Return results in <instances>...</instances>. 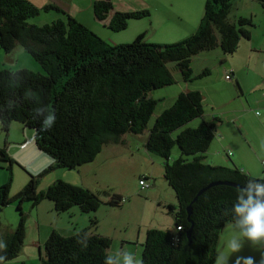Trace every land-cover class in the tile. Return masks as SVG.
<instances>
[{
    "label": "trees",
    "instance_id": "1",
    "mask_svg": "<svg viewBox=\"0 0 264 264\" xmlns=\"http://www.w3.org/2000/svg\"><path fill=\"white\" fill-rule=\"evenodd\" d=\"M234 1L205 0L197 29L179 42L149 44L140 35L130 44L116 45L105 42L67 14L63 20L42 26L29 23L41 10L61 12L55 7L39 9L27 0H0V48L9 54L21 46L43 71L0 69L1 130L7 135L12 123L32 129L36 147L54 160L53 168L74 170L93 162L104 146L122 144L124 135H139L147 129L161 101L152 99L149 93L175 83L167 63H174L182 80L191 82L195 78L191 71L193 56L215 48L231 56L240 40L250 39L254 26L251 18L239 17L234 23L228 20ZM255 1L264 12V0ZM112 11L111 0L93 2L94 16L102 23ZM147 16V10L115 11L106 25L111 31L120 32L129 21ZM208 74V70L201 73ZM37 107L55 113L51 129L44 130L46 113H35L33 109ZM203 113L200 92H181L148 131L145 149L162 159L163 177L174 191L177 206H167L174 230H147L142 245L143 264H215L220 232L227 223H233L231 207L236 203L238 190L249 180L264 183V178H253L237 168L203 162L202 154L215 135L214 125L202 122L195 128L185 127ZM174 146L180 156L171 160ZM0 155L9 164V177L0 186V212L12 201L20 210L24 201L36 206L49 200L57 213L77 206L82 213L91 214L100 207L101 200L95 193L61 180L38 191L33 176L10 197L12 160L3 149ZM216 182L239 188L214 185L193 202L201 189ZM123 202L120 195L112 194L107 203L116 207ZM189 205L190 222L186 213ZM97 223L91 218L87 228L70 236L52 231L45 241L40 264H104L111 240L93 233ZM24 232L22 217L11 233L0 234V245L5 248L0 250L3 264L20 253ZM112 261L117 264L113 257Z\"/></svg>",
    "mask_w": 264,
    "mask_h": 264
},
{
    "label": "rangeland",
    "instance_id": "2",
    "mask_svg": "<svg viewBox=\"0 0 264 264\" xmlns=\"http://www.w3.org/2000/svg\"><path fill=\"white\" fill-rule=\"evenodd\" d=\"M121 1L122 6L129 9L134 8L136 2L143 1V6L146 7L137 8L132 11L148 9L149 16L135 20L133 22L135 23V26H130L129 24V27H126L123 31L114 33L113 36H122V39L127 40L118 44H130L140 35H143L144 42L157 44L158 42H153L159 39L162 40V32H156L155 34L149 24L150 19L154 21L153 26L155 27V25L159 23L157 17L163 14L162 11L157 9L161 7V3H163L164 6H168L171 3L177 5L178 2V0ZM182 1L188 5V9L185 13H189L200 20L203 14L205 0ZM237 3L238 6H236L234 10H231L229 20H233L232 17L241 14L248 17L250 12H252L249 4H245L242 0ZM261 9L262 8H260V10ZM117 12L130 11L126 10ZM251 19L254 25L252 28L255 27L254 30H259V21H257L256 15H253ZM198 23L199 21L186 26H194L197 28ZM182 27L185 26L182 25ZM157 29L163 31V26L161 25V27H157ZM98 34L102 33L98 32ZM191 34L192 33L187 36H190ZM101 38H104V35ZM181 40L183 39H180V41ZM105 42L109 44L117 43L116 41L113 43L109 39ZM13 51L12 54H6L0 48V69L19 70L25 68L34 72L38 70L40 73H43L39 65L34 62L21 46L17 45ZM245 58L244 53L242 54L239 49L230 56L224 55L220 48L201 52L191 58V70L193 76L198 75L205 68L210 74L201 80L195 79L190 84V88L205 93L206 99L205 101L203 100L204 113L201 116L202 118L199 117L192 120L185 127L195 128L202 122V120H204L207 123L214 122L216 129L217 121L213 120V117H221L222 125L220 126V131L227 137L225 143L227 145L231 143L230 136L238 138L243 143L244 140L238 129L236 130V126L232 124L231 120L233 116H230L231 113L227 111L232 105H235V101H238L235 100L237 98L236 83H231L230 81L227 82L224 76L230 68L235 71L237 70L240 78H246V71H249L250 74L254 76L256 74L261 76L264 71H260L253 66V63L247 65V58ZM166 66L174 78L175 83L161 89L152 90L149 93V97L155 100L160 99L161 101L157 104L153 115L148 121L147 129L139 135H124L126 142L123 145L109 144L104 146L94 163L81 166L78 169L69 170L66 168H53L55 165L54 160L47 154L39 151L36 147L34 131L32 129L25 128L19 123H12L6 135L0 128V150H5L7 156L12 160L10 166L12 176L10 197L22 190L28 183L30 177L33 176L37 180L38 191H43L56 180H61L73 186L87 188L95 193L101 200V205L98 210L91 214L82 213L77 206L70 208L66 212L57 213L54 211L53 203L49 200H43L36 206H32L31 201H24L20 210H17V202L15 201L7 204L0 212V234L6 235L11 233L22 217L25 232L20 253L16 258L7 261L4 264H19L21 262L24 264H40V258H44L45 241L52 231H56L63 236H70L74 232L88 227V220L95 217L98 220L97 234L105 236L111 240L112 245L109 250V255L117 258V264H123L119 242L124 240L120 238L125 237L127 240L135 242L138 225H142L143 223L157 225L159 220L163 223L167 221H169V223L171 222V215L168 214L167 206H172L170 204L176 205L174 191L163 177L162 159L149 154L145 149V140L155 118L165 109L169 108L173 104L176 96L188 86L182 80L174 63H167ZM248 67L249 69H247ZM253 67L257 70L255 71V74ZM243 103L245 104L244 100ZM262 110L264 109H257L255 113L259 112L260 114ZM243 117L248 120L245 116ZM238 124L243 130L248 128L247 124L244 122H238ZM178 132L179 130L174 132L173 137H175ZM214 145L215 144L211 146L207 153L208 162L209 160H213L212 153L218 156L216 145L215 150L213 149ZM262 147L264 151V142ZM245 149L247 152L250 150L249 146L247 148L245 147ZM226 150L225 152L230 153L229 160H233L240 156V151L235 152L233 148L228 147ZM219 152L222 155L224 154L222 151ZM179 156V149L174 146L171 151L170 159L175 160ZM202 156H204V154H202ZM183 157L187 158V156ZM8 165L7 162L1 159L0 155V186L9 177ZM257 166L261 169L260 164H257ZM238 168L241 169V167ZM151 174H153V176ZM140 177L145 178V182L148 186H152V188H141L138 184V179ZM112 194L120 195L124 199V202L116 207L110 206L107 202L109 196ZM160 202L166 203L163 207H160ZM232 224L233 223H227L220 232V237L216 244L218 257L223 255L227 260H233V263L231 264H235L238 257L242 258L251 256L254 258L255 264H258L257 261H261L262 258L255 256L257 254L253 250L243 249V253L237 255L240 250L238 252H231L228 249V241L234 236ZM242 241L250 242L246 239H242L240 242L242 243ZM141 244L143 245V243ZM139 248H141V251L138 253L135 252V250L138 251ZM139 248H130L129 251L130 253L134 252L136 258L141 260L142 246ZM215 264H217V260ZM226 264L229 263L226 262ZM241 264H243V261H241Z\"/></svg>",
    "mask_w": 264,
    "mask_h": 264
},
{
    "label": "crops",
    "instance_id": "3",
    "mask_svg": "<svg viewBox=\"0 0 264 264\" xmlns=\"http://www.w3.org/2000/svg\"><path fill=\"white\" fill-rule=\"evenodd\" d=\"M27 1L39 9H42L45 6H52V7L57 8L59 11L63 12V13H61V12H58V11L52 10V9L51 10H41L40 14L38 16H36L35 18H33L29 21V23H31V24L42 26L44 24L51 23L55 20H63L64 15L67 14V15L73 17L74 19H76L78 22H80L86 28H88L89 30L94 32L96 35H99L100 38L103 37V35H104V38H101L104 41H107V39H109L113 43H115V41H116L117 43H115V44L122 43L123 41H127V40L122 39L123 38L122 36H118V35L113 36V34L117 33V32H113L107 28L106 24L108 23V20H109L110 16L112 15V13L115 11L117 12V11H126V10H129L131 12L134 9L146 7V6H143V3H142L143 1L142 2H136V6L134 8L129 9V8H125V6H122L121 0H111L112 5H113V11L110 13V15L106 19L105 23H102L95 18L94 13H93V2L95 0H27ZM242 1H244L245 4L246 3L249 4L250 9L252 11L248 15V17L252 18L253 15H256L257 21H259L258 22L259 30H254L255 27L252 28L250 30V39L249 40H244V39L240 40L238 49L241 51L242 54L244 53L245 57L247 58V65H249L250 63H253V66L258 68L260 71H264V12L262 9H261L262 11L260 10L261 6L257 1H255V0H242ZM237 2H240V0L234 1V4L232 6L233 10L236 8V6H238ZM161 4H162L161 7L157 8L158 10L162 11V13H163L162 15H159L157 17L159 23L157 25H155V27H154L153 26L154 21L150 19L149 24H150L151 28L153 29V31L155 32V34H156V32H162L161 33V39L162 40L159 39V40L154 41L153 43H156V42H158L157 44L175 43V42L180 41V39H184V37L186 38V36L189 35L190 33L193 34L195 32V30L197 29L196 27H194V26L190 27V26H186V25H192L195 22L200 21V20H199V18L190 15L189 13H185L188 9L187 3L183 2L182 0H178L177 5H174L171 3L168 6H164L163 3H161ZM144 10H148V9H144ZM136 11H141V10H136ZM230 14H231V11L228 15V20H229ZM239 17L248 18V17L241 14V15L232 17L233 20H229V21L234 23V22H236V20ZM134 21L135 20L129 21L127 27H129V24H130V26H135L134 25L135 23H133ZM161 25L163 26V31H161V30L159 31L157 29V27H161ZM182 25L185 27H182ZM98 32H101L103 35L98 34ZM186 33H188V34H186ZM127 34H129V33H127ZM13 52L14 51H12L11 54ZM255 67H253L254 68V70H253L254 74L256 73L255 71H257ZM247 69H249V67ZM204 70H207V69L205 68L198 75H195L194 76L195 78L193 80H195V79L201 80V79L209 76V74H210L209 71H208L209 74L207 76L201 75V73ZM36 72H39V71L37 70ZM227 73L231 74V80H226V79L225 80L227 82L230 81L231 83H233V82L236 83L235 86L237 88V96H236L237 98L235 100H238V101H235L236 102L235 105H232L227 111H229L231 113L230 116H233V118L231 120L232 124L234 126H236V130L238 129V131H239V133H240V135L244 141L242 143L238 138H235L234 136H230L231 143H229L227 145L225 143V140H227V137L225 136L224 133H222L220 131V129H221L220 126L222 125V122H221L222 119H221V117L218 118V117L214 116L213 120H216L219 123L216 122V129L214 132L215 135H214V138H213L209 148L204 153V156H203L204 161L203 162L206 164H210L212 166H222V167H227V168L239 169L238 167H241V169H239V170L242 171L243 173H246V174L249 173L248 175L253 177V178H263L264 168H263L261 162L264 160V151H263V147H262V144L264 142V110H262V112H260L259 115H256L255 111H257V109H264V72L261 74V76H259L258 74H256L254 76V75L250 74L249 71H246L245 72V74H246L245 79L240 78L237 70L235 71L232 68H230V70L228 72H226V74ZM235 74H236V77H235ZM191 82H184L188 86H186L182 92H189V91L200 92V94L202 96V104H203V102L206 99L205 98L206 94L203 93L202 91L190 88ZM233 96H234V94H233ZM243 100H244L245 104L243 103ZM247 113H250V114H247ZM243 116H245L248 120H246ZM202 122H205V121L202 120ZM238 122H244L245 124H247L248 128L246 130H243L242 127L238 124ZM205 123H207V122H205ZM207 124H213L214 125V122H212V123L209 122ZM238 131H237V137H238ZM122 140H123V143L119 144V145H123L126 142L124 137L122 138ZM146 140H147V138H146ZM146 140H145V143H146ZM213 144L216 145V151L218 153V156H216L212 153V159L213 160H209V162H208L207 161V153H208L209 149L211 148V146H213ZM215 145L213 147L214 150H215ZM248 146L250 148L249 152H247V150L245 149V147L247 148ZM227 147L233 148L235 150V152L240 151V156L233 159V160H229L230 159V153L225 152ZM219 151H222V153H224V154L222 155ZM95 160L91 163H94ZM91 163H89V164H91ZM254 164H255V166H254ZM257 164H260L261 169L258 168ZM245 170H247V171H245ZM261 174H262V176H261ZM151 175L153 176V174H151ZM139 179H138V181H139ZM153 183H154V180H153ZM165 203L166 202H160L159 203L160 207H163V205H165ZM170 205L176 207L177 206V200H176V205H174V204H170ZM164 208H165V206H164ZM94 217H95V215H94ZM95 219L97 220L96 217H95ZM170 220H171L170 223H169V221L163 223L162 221L159 220L157 222L158 223L157 225H155V224L153 225L152 223H143L142 225H138L137 226V236H136L135 242H132V240H127V238H125V237L120 238V239L124 240V241L119 242V249H120L121 256L122 257L124 256V251L130 252L129 251L130 248H139L140 246H142L141 243L144 242L146 232L149 229L164 228V229H168V230H174V224H173V217L172 216H171ZM97 222H98V220H97ZM82 229H84V228H82ZM96 231H97V228L94 230L93 233L97 234ZM241 244H242V247H241V249L237 255H239L240 253H243V251H242L243 249L244 250L250 249V250H253L257 254L255 256L264 258V243L254 245V244H251L250 242H243L242 241ZM111 245H112V243H111ZM111 245L108 249V255H109V250L111 248ZM139 251H141V248H139L138 251L135 250V252H137V253ZM133 254L136 257L134 252H133ZM111 257H113L115 259L116 263H118L117 258L115 256H111ZM135 257H133L134 261H135ZM232 261L233 260H227L226 259V262L229 264L233 263ZM257 262H258V264H260L261 261H257Z\"/></svg>",
    "mask_w": 264,
    "mask_h": 264
},
{
    "label": "clouds",
    "instance_id": "4",
    "mask_svg": "<svg viewBox=\"0 0 264 264\" xmlns=\"http://www.w3.org/2000/svg\"><path fill=\"white\" fill-rule=\"evenodd\" d=\"M35 113H46L42 124L44 130H49L55 123V113L49 112L47 109L34 108ZM236 203L231 207V215L233 217L234 236L228 241L227 247L231 252H238L242 247L241 240L246 239L252 244L264 243V183L249 180L248 183L240 188ZM0 250H5L0 245ZM134 254L124 251L123 264H134ZM226 257L221 255L217 259V264H226ZM255 264L253 257H238L236 264ZM0 264H3V257H0ZM104 264H113L112 257L108 256ZM135 264H143L142 260L135 257ZM260 264H264V258Z\"/></svg>",
    "mask_w": 264,
    "mask_h": 264
},
{
    "label": "water",
    "instance_id": "5",
    "mask_svg": "<svg viewBox=\"0 0 264 264\" xmlns=\"http://www.w3.org/2000/svg\"><path fill=\"white\" fill-rule=\"evenodd\" d=\"M219 184L229 185V186H232V187L239 188L237 185L232 184V183H227V182H223V183H221V182L211 183V184L207 185L205 188L201 189V190L196 194V197L193 199V202L196 200V198H197L198 196H200V195H201L204 191H206L208 188H210V187H212V186H214V185H219ZM149 188H152V186L149 187ZM186 213H187V220L190 222V214H191V206H190V205L186 207ZM190 232H191V228L186 232V237H187V239H188L189 236H190Z\"/></svg>",
    "mask_w": 264,
    "mask_h": 264
},
{
    "label": "built area",
    "instance_id": "6",
    "mask_svg": "<svg viewBox=\"0 0 264 264\" xmlns=\"http://www.w3.org/2000/svg\"><path fill=\"white\" fill-rule=\"evenodd\" d=\"M225 79H226V80H231V74H230V73H227V74L225 75ZM255 114H256V115H259V112H256ZM261 164H262V166H263V168H264V160L261 162ZM263 178H264V173H263ZM138 184H139V186H140L141 188H148V187H150V186H148V184L145 182V178H142V177L139 179ZM178 229H180V228H178Z\"/></svg>",
    "mask_w": 264,
    "mask_h": 264
}]
</instances>
